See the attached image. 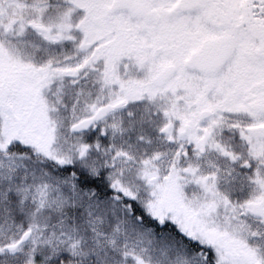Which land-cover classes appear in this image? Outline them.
Here are the masks:
<instances>
[{"label":"snow or ice","instance_id":"6c2138e0","mask_svg":"<svg viewBox=\"0 0 264 264\" xmlns=\"http://www.w3.org/2000/svg\"><path fill=\"white\" fill-rule=\"evenodd\" d=\"M0 264H264V0H0Z\"/></svg>","mask_w":264,"mask_h":264}]
</instances>
